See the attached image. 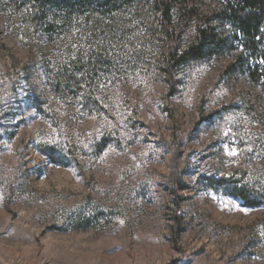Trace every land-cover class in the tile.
<instances>
[{
  "label": "rangeland",
  "instance_id": "rangeland-1",
  "mask_svg": "<svg viewBox=\"0 0 264 264\" xmlns=\"http://www.w3.org/2000/svg\"><path fill=\"white\" fill-rule=\"evenodd\" d=\"M8 24L0 264H264V77L225 71L238 48L171 84L152 55L61 98L41 66L49 43Z\"/></svg>",
  "mask_w": 264,
  "mask_h": 264
},
{
  "label": "trees",
  "instance_id": "trees-1",
  "mask_svg": "<svg viewBox=\"0 0 264 264\" xmlns=\"http://www.w3.org/2000/svg\"><path fill=\"white\" fill-rule=\"evenodd\" d=\"M209 1L0 0V15L20 35L49 43L41 66L61 98L76 81L98 83L152 55L169 84L179 67L237 48L225 71L239 65L251 79L264 77V0ZM250 191L234 185L227 193L260 205Z\"/></svg>",
  "mask_w": 264,
  "mask_h": 264
}]
</instances>
